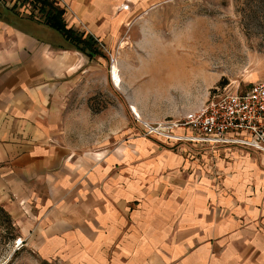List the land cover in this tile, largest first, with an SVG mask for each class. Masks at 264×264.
Segmentation results:
<instances>
[{
  "label": "crops",
  "instance_id": "crops-1",
  "mask_svg": "<svg viewBox=\"0 0 264 264\" xmlns=\"http://www.w3.org/2000/svg\"><path fill=\"white\" fill-rule=\"evenodd\" d=\"M101 2L60 4L92 34ZM38 11L26 0L0 1V200L32 224L19 235L70 264H264V153L210 143L222 154L210 174L211 163L204 169L165 149L157 160L130 162L142 185L122 184L113 153L79 149L60 130L58 86L75 56L28 16ZM130 108L141 117L134 101Z\"/></svg>",
  "mask_w": 264,
  "mask_h": 264
},
{
  "label": "rangeland",
  "instance_id": "rangeland-1",
  "mask_svg": "<svg viewBox=\"0 0 264 264\" xmlns=\"http://www.w3.org/2000/svg\"><path fill=\"white\" fill-rule=\"evenodd\" d=\"M60 2L63 0H55L62 7ZM101 3L99 10L104 14L92 22L99 32L90 28L92 34L82 24L90 23L78 21L80 15L63 4L66 26L82 39L91 36V47L69 42L75 56L73 72L71 78L60 79L62 84L58 86V101L65 115L62 133H67L79 149L102 151L106 156L113 153L115 177L122 184L142 185L144 179L130 162L157 160L165 149L183 153L188 164L199 162L204 168L206 161L211 163L210 174L219 170L217 160L222 154L210 148L209 143L163 138L148 133L144 122L179 117L216 94L238 85L246 89L253 81L264 79V0ZM28 16L44 21L42 11ZM49 30L62 40L60 32ZM113 60L119 80L113 79ZM65 81L67 88L63 86ZM132 101L141 117L132 113ZM183 133L195 135L190 130ZM140 147L151 149L149 153H136ZM127 150L134 152L130 160ZM215 182L221 183L219 179ZM17 212L0 200V264L71 263L64 252L36 250L31 238L19 235L21 224H32H23L26 219H19L24 215L17 216Z\"/></svg>",
  "mask_w": 264,
  "mask_h": 264
},
{
  "label": "built area",
  "instance_id": "built-area-1",
  "mask_svg": "<svg viewBox=\"0 0 264 264\" xmlns=\"http://www.w3.org/2000/svg\"><path fill=\"white\" fill-rule=\"evenodd\" d=\"M144 124L148 133L163 138L241 144L264 153V80L216 94L179 117ZM185 130L195 135H186Z\"/></svg>",
  "mask_w": 264,
  "mask_h": 264
},
{
  "label": "trees",
  "instance_id": "trees-1",
  "mask_svg": "<svg viewBox=\"0 0 264 264\" xmlns=\"http://www.w3.org/2000/svg\"><path fill=\"white\" fill-rule=\"evenodd\" d=\"M1 1V0H0ZM36 5L44 13V23L49 25L54 30L60 32L65 40L75 46L81 45L87 48L91 47L89 43L91 36L87 39H82L81 36L74 34L72 28L67 27L63 20L64 8L55 3V0H26ZM31 15V14H30Z\"/></svg>",
  "mask_w": 264,
  "mask_h": 264
},
{
  "label": "bare ground",
  "instance_id": "bare-ground-1",
  "mask_svg": "<svg viewBox=\"0 0 264 264\" xmlns=\"http://www.w3.org/2000/svg\"><path fill=\"white\" fill-rule=\"evenodd\" d=\"M111 70H112V73H113V79L119 80L120 78H119V75L117 74L115 61L111 64Z\"/></svg>",
  "mask_w": 264,
  "mask_h": 264
}]
</instances>
